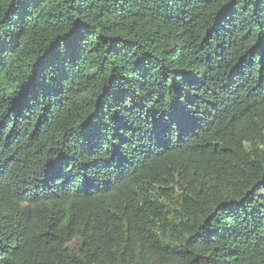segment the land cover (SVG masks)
<instances>
[{"label":"trees","instance_id":"1","mask_svg":"<svg viewBox=\"0 0 264 264\" xmlns=\"http://www.w3.org/2000/svg\"><path fill=\"white\" fill-rule=\"evenodd\" d=\"M0 264H264V0H0Z\"/></svg>","mask_w":264,"mask_h":264}]
</instances>
